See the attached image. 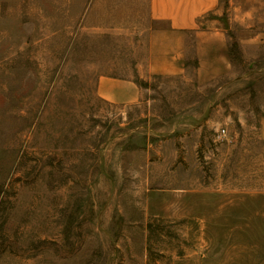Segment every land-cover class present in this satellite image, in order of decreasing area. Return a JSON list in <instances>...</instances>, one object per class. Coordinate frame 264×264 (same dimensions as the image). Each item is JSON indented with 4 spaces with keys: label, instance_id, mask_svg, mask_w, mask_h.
<instances>
[{
    "label": "rangeland",
    "instance_id": "obj_1",
    "mask_svg": "<svg viewBox=\"0 0 264 264\" xmlns=\"http://www.w3.org/2000/svg\"><path fill=\"white\" fill-rule=\"evenodd\" d=\"M183 7L0 0V264H264V0Z\"/></svg>",
    "mask_w": 264,
    "mask_h": 264
},
{
    "label": "crops",
    "instance_id": "obj_2",
    "mask_svg": "<svg viewBox=\"0 0 264 264\" xmlns=\"http://www.w3.org/2000/svg\"><path fill=\"white\" fill-rule=\"evenodd\" d=\"M182 13L173 17L175 21L172 22V28L185 29L190 28L196 18L216 5L217 0H182ZM176 22V25L174 24ZM264 179V178H263ZM264 187V186H263ZM264 189V188H263Z\"/></svg>",
    "mask_w": 264,
    "mask_h": 264
},
{
    "label": "built area",
    "instance_id": "obj_3",
    "mask_svg": "<svg viewBox=\"0 0 264 264\" xmlns=\"http://www.w3.org/2000/svg\"><path fill=\"white\" fill-rule=\"evenodd\" d=\"M221 133H225V130H224V129H222Z\"/></svg>",
    "mask_w": 264,
    "mask_h": 264
}]
</instances>
